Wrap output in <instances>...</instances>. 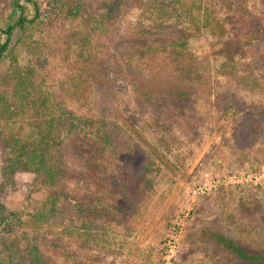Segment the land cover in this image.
<instances>
[{"label": "rangeland", "instance_id": "1", "mask_svg": "<svg viewBox=\"0 0 264 264\" xmlns=\"http://www.w3.org/2000/svg\"><path fill=\"white\" fill-rule=\"evenodd\" d=\"M181 1L213 10L211 20L223 24L224 35L202 27L203 10L191 11L195 25L185 17L153 25L141 11L147 0H130L125 13L114 18L111 43L100 28L86 33L92 28L83 18L73 23L53 12L58 3L71 8L75 0H0V44L6 40L5 23L14 18L12 6L23 7L27 19L35 15L32 2L40 11L17 43L20 34L12 33L0 60V89L10 93L11 84L1 78L17 63L32 69L31 83L75 115L79 127L62 145L59 203L72 197L98 206L92 214L53 220L49 204L37 207L49 200L48 189L28 200L21 187L0 190L5 211L23 209L26 215L40 208V236L48 242L38 244L53 264H243L223 239L264 253V0ZM139 25L159 35L138 47L187 39L199 72L215 76L212 94L154 106L120 79L94 74L93 67L122 63L120 56L113 59L111 46L118 53L133 46L123 37L128 26ZM224 63L235 64L245 80L217 73ZM82 86H87L83 96ZM15 119L10 132L18 133V127L31 132L28 118ZM18 233L0 225V261L7 260ZM175 233L168 255L166 244Z\"/></svg>", "mask_w": 264, "mask_h": 264}, {"label": "trees", "instance_id": "2", "mask_svg": "<svg viewBox=\"0 0 264 264\" xmlns=\"http://www.w3.org/2000/svg\"><path fill=\"white\" fill-rule=\"evenodd\" d=\"M128 1L130 0H75L71 8H63L62 4L58 3L56 5L58 8L56 7L57 9L55 8L53 12L56 11L55 13L65 16L73 23L83 18L92 28L86 33L91 35L100 28L106 33V37L111 39L114 18L121 11L122 14L125 13L129 7ZM84 2L87 3V9L83 8ZM32 4L35 8V15L31 19L23 16V7H18L16 4L12 6L11 15L13 14L14 18L13 21L11 18V23L6 22L4 25L3 32L6 40L0 44V60L5 56L4 53L7 51L14 30L20 34L15 42L17 43L25 27L34 24L38 18L39 8L35 2ZM192 10H203L200 14L203 17L202 27L210 28L220 37L224 35L225 27L216 18L215 22L211 20L213 10L211 11L207 6L204 8L200 5L195 6V4L185 6L181 0H147L141 5L144 18L152 21L153 25L158 22L163 23L173 17H185L191 20L187 22L195 25L197 17L192 14ZM128 28L131 29L127 31L128 34L125 33L123 39L133 43V46L128 47L127 45L119 53L115 52L111 46L115 56L113 59L117 61L120 56L122 63L116 64L117 68L106 65L100 69L93 67L91 70L94 74L102 73L107 80L120 79L139 99L154 106L183 103L190 100L191 95L196 98L202 93L207 98L212 94V82H214L212 79L215 76L211 78L209 71L199 72L200 64L188 49L187 39L170 40L169 42L159 40L143 48L138 47L140 42L157 39L159 33L142 25L128 26ZM195 29L199 30L198 25ZM94 51L95 49H92L91 53ZM225 65L227 64L224 63L220 72L217 73L226 75L236 80L237 83L245 80V77H240L236 73L235 64ZM32 71L30 68L24 70L22 66L15 63L12 70L7 72L6 79L1 78L11 84V89L10 93L5 88L0 89V143L4 151L0 190L8 192L21 187L26 192L25 200H28L31 193L40 189H48L50 191L49 200H45L41 206L37 207L49 204L46 212L53 220L68 221V218L74 214H92L98 209V206L92 202L73 200L71 197L63 205L59 203L60 193L57 192V188L65 178L62 145L66 138L78 129L79 123L76 122V117L72 112L58 101H53L47 92L31 83ZM81 88L83 96L87 86ZM15 106L16 110L13 109ZM18 116L28 118L26 125L31 132H24L21 127L17 128L18 133L8 130L10 126L17 123L15 118ZM82 124H86V121ZM3 129L9 132L4 134ZM24 211L23 209L5 211L0 207V225L7 226L12 232L15 229L20 230L11 244L7 260L0 261V264H53L51 256L44 254L38 244L48 242L47 237L40 236V226L44 222L42 220L44 215L40 208H33L26 215ZM222 242L236 255L239 262L264 264V253L239 249L225 239Z\"/></svg>", "mask_w": 264, "mask_h": 264}, {"label": "built area", "instance_id": "3", "mask_svg": "<svg viewBox=\"0 0 264 264\" xmlns=\"http://www.w3.org/2000/svg\"><path fill=\"white\" fill-rule=\"evenodd\" d=\"M198 191H200L199 188H197V190H194L193 193H196ZM177 236L178 235L175 233V234H173V237L171 238V240L167 241L166 247L168 248L167 249V252L169 253L168 255H172V252H173V249H174V244L176 242V237Z\"/></svg>", "mask_w": 264, "mask_h": 264}]
</instances>
